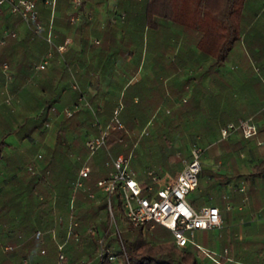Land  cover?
I'll list each match as a JSON object with an SVG mask.
<instances>
[{
	"label": "crops",
	"instance_id": "1",
	"mask_svg": "<svg viewBox=\"0 0 264 264\" xmlns=\"http://www.w3.org/2000/svg\"><path fill=\"white\" fill-rule=\"evenodd\" d=\"M35 1L37 5L38 0ZM81 1L83 11L80 13L81 21L75 24L77 29L68 32L54 25L55 29L64 31L67 38L71 39L68 44L70 51L68 49L66 53L65 50L59 52L57 59L52 56L46 71L34 69L25 78L31 60L28 58V61H18L20 54L28 52L26 47L18 48L15 62L12 67L8 66V83H3L4 79L0 76V99L10 100V105L16 111L17 120L20 122L22 116L32 117L37 112L35 108L38 107L40 99L37 101L36 97L31 98L30 92L42 93L48 97V92L53 93V96L57 90L65 89L52 103V112L55 114L50 119L49 128L28 133L26 128L17 127L3 139L4 146L0 149V181L11 173L15 174L17 167L23 166L28 158L30 159L31 150L36 145L42 149L54 146L59 130L57 125L65 116L63 109L79 104L75 113L80 114L78 118L82 125L75 127L74 132L86 140L96 134L88 131L91 129L90 121L86 118L88 110L96 111L97 104L101 105L110 96H117L119 104L124 107L126 100L132 105V116L141 117L143 122H147L151 113L162 122L170 112L174 115L175 122L180 124L179 129L183 136L188 139V152L190 153L197 140L205 148L199 187L194 190L197 196L191 199V192L187 199L196 208L217 206L222 214L223 228L210 230L217 236L215 249L209 250L204 245L203 240L207 237L205 231L198 232L195 241L214 252L221 264H245L242 260L230 256L227 244L224 250L222 249L224 243L220 238L221 230H225L224 237H227L229 242L235 239L256 240L264 258V177L247 180L248 177L252 178V166L264 159V133L262 136L258 134L246 140L242 132L237 131L229 138L223 139L226 143H220L221 128L228 123L250 119L258 126V131L264 127V10L258 8L260 0L247 2L242 38V44H246L245 49L243 45L237 46L231 55V65L225 63L215 68H212L210 58L201 60L197 57L194 43L183 42V33L179 36V32L171 27L169 32L165 17L159 16L161 23H165V31L151 32L146 28L143 32L137 31L144 22V7L150 9L151 0ZM69 3L71 4V1ZM73 12L74 9L68 13ZM122 13L126 14V19L120 24L117 23V18H120ZM51 14L59 16L55 11ZM2 17L11 15L6 9L0 8V18ZM110 28L115 31L113 37L108 32ZM5 29L15 31L19 40L28 35L24 23H17L13 27L4 25L0 35ZM95 40H99V44H96ZM65 60L72 66V80L67 77L62 65L60 66ZM194 67L195 71L192 69ZM1 72L5 74L3 66ZM15 76L23 79V84L20 90L11 92L8 84ZM73 80L82 90L77 103V92L68 89ZM40 85L45 88L44 92H41ZM27 86L31 88L27 89ZM82 96L83 101L80 99ZM27 99L31 102L26 106L24 103H27ZM85 102L89 106L84 104ZM138 103L140 106H136ZM26 108L32 110L26 111ZM213 121L216 123H212ZM208 122L213 125L212 130L207 129ZM143 131L139 130V133L142 134ZM64 133L65 138L72 142L74 133L68 129ZM208 151L214 154L218 161L205 168V154ZM14 152L23 155L21 162H12L9 159ZM37 154L39 152H36ZM73 159H76L75 155ZM162 171L176 177L163 167ZM210 171L218 173L219 177L213 176ZM135 172L140 179L146 177V173L141 169ZM259 188L262 189V203L251 201L245 204L247 197L242 199L240 192L246 189L245 191L250 192L253 197L255 192H259ZM83 191L86 190H80ZM100 193L97 194L103 195ZM78 194L80 193H77L75 199L78 200L79 208L87 209L89 204L85 200L84 204L83 199L79 202ZM84 228L83 232L86 230ZM51 231H48V236L53 242ZM231 245L232 248L235 246ZM5 246L10 245L0 244L2 253L6 252ZM198 256L202 257L200 254ZM205 264L218 263L211 257Z\"/></svg>",
	"mask_w": 264,
	"mask_h": 264
},
{
	"label": "trees",
	"instance_id": "2",
	"mask_svg": "<svg viewBox=\"0 0 264 264\" xmlns=\"http://www.w3.org/2000/svg\"><path fill=\"white\" fill-rule=\"evenodd\" d=\"M44 1L38 0L36 7L39 20L47 26L51 6H46ZM69 1L55 0L54 11L58 12L59 16L53 14L52 17L53 45L45 41L42 35L28 31V35L24 38L19 40L17 37H9L4 45L0 46V76L4 79L3 83L9 79L6 73L3 75L1 72L2 64L5 62L9 67H12L18 48L25 49L26 47L28 50V52L19 55L18 61H28V58L31 60L25 78L34 69L37 70L35 63H38L50 49H52L54 59L58 58L59 51L56 48L65 43L67 34L55 29L54 25L62 27L68 32L77 29L76 23L72 24L69 20L72 13L68 12L74 9ZM166 2L171 10L170 17L166 18L168 29L169 27L174 28L176 32H179V36L183 33V42L194 43L197 57L201 60L210 58L212 68L225 64L235 48L242 45L248 0H167ZM82 11L83 2L81 1L74 12L80 14ZM143 17L144 22L137 31L143 32L146 28L147 31L158 32L165 29V23H161L159 16H156L149 7H144ZM17 23H23L20 16L2 17L0 18V31L4 25L13 27ZM108 32L112 37L115 34L113 28H110ZM65 48L66 53L69 46L66 45ZM61 65L66 71L67 77L71 79L70 69L72 66L66 60ZM47 67L40 71H46ZM13 79L8 84L11 92L20 90L23 84L21 83L23 79H18L17 76ZM40 87L41 92H44L45 88L42 85ZM30 88L27 86V89ZM68 89L77 92V103L78 97L82 95L80 86L75 88L73 80ZM64 90V88L57 90L58 92L53 95L54 98L53 93L50 92L47 93L48 97L42 93L30 92L31 98L36 97L37 101L40 99L38 107L35 108L37 112L33 108L34 116H22L21 122L17 120V113L11 107L10 100L8 98L0 99V149L4 146L3 139L17 127L26 128L28 133L39 132L45 128V123L49 122L55 114L52 112L54 109L52 103L58 99V95ZM125 95L127 93L124 94V97H126ZM29 100L25 101L27 102L24 103L26 106L31 102ZM138 105L140 106L139 103L136 104V106ZM118 106V97L110 96L101 105L97 104L96 117L92 110H88L89 113L86 114V118L90 121L91 129L94 128L96 134H99L111 122L114 110ZM30 110L32 109L26 108V111ZM132 110V105L125 100L124 107L120 112L124 128L120 130L110 129L107 138L108 147L100 149L91 157H89V149L86 147L83 137L74 132L75 127L82 125L78 118L80 114L77 112L72 116H63L62 121L57 125L59 130L56 133L54 146L50 149L43 147L44 152L41 154V158L36 159L37 147H39L36 145L31 150L30 159L28 158L23 166L17 167L15 174L11 173L0 181V240L3 243H8L11 247V250H6L0 254V264H25L23 259L26 258L27 264H55L57 247L49 238L48 231L55 230L57 239L62 242L65 239L68 221L72 216L78 220V230L82 232V235L79 240L70 239L66 243L67 263L76 264L84 260L85 264H111L106 254L99 255L101 245L97 240L99 234L102 233L100 226L105 231L103 235L108 236V222L103 220L99 221V226L93 225L94 233L83 232L82 230L83 221L88 220L89 217L96 219L101 210L105 209L107 217L109 216L106 197L97 195L100 192L97 188V182L107 177L110 170L109 167H106L108 149L115 156L121 153L128 155L132 152V166L135 170L141 169L146 173L150 169L162 171L163 167L164 170L167 169L175 176L179 174L183 159L189 158L190 155L187 150L188 139L183 136V132L179 129L180 124L175 122L174 115L169 112L168 116L159 122L151 113L147 122H143L141 117H137V119L132 116ZM258 118L253 119L257 120ZM97 121L99 122L97 123ZM138 121L142 122L137 123ZM212 123H216V121ZM207 124V129L212 130L213 125L209 122ZM136 128L140 131L146 130V132L132 136ZM67 129L74 133L72 142L65 138L64 132ZM263 133L264 127L262 126L259 128L258 134L262 136ZM121 136H123V141L120 142ZM223 139L220 140V143L224 144L226 141ZM73 155L76 159H73ZM22 158L23 155L16 152L9 156L12 162H21ZM86 163L91 166L90 176L86 179V187L89 188V191L79 192L78 196L79 202L81 199H86L89 207L80 209L76 195L75 208L72 209L69 203L73 199L74 182L81 166ZM28 164L34 165L36 174L31 175L26 170ZM252 168L250 173L252 178L248 177L247 180L251 181L254 177H264V159L254 164ZM210 173L219 177V174L214 171H210ZM245 190L240 192L242 199L244 196L247 197H245V204L251 203V201L262 203L261 188L258 189L259 192H255L254 198L250 192ZM90 193H96L95 197L99 200L96 202V198L89 196ZM115 214L120 221L123 220L124 216L121 214L120 204L115 208ZM121 227H126L123 232V241L126 245L127 258L131 264H205L210 258L197 246L188 249L178 248L173 239L157 244L151 243L143 236L144 229L140 226L133 227L122 224ZM204 233L207 235L203 240L204 245L209 250L215 249L217 236L210 230ZM225 233V230H221L220 238L224 243L222 249L224 250V246L227 244L230 256L242 260L245 264H264V258L261 256L256 240L239 241L235 239V241L229 242L227 237H224ZM113 243L114 238L107 239L106 248L115 249L116 246ZM231 244H235V246L232 248ZM42 248H45L44 254L40 253ZM116 251L121 254V251ZM199 254L204 259H201ZM211 254L215 255L214 252Z\"/></svg>",
	"mask_w": 264,
	"mask_h": 264
},
{
	"label": "built area",
	"instance_id": "3",
	"mask_svg": "<svg viewBox=\"0 0 264 264\" xmlns=\"http://www.w3.org/2000/svg\"><path fill=\"white\" fill-rule=\"evenodd\" d=\"M71 6L76 10L81 0H70ZM45 5L51 6V12H54L55 0H45ZM35 0H0V8L6 9L10 15L20 16L21 21L26 26L30 33L42 35L43 39L50 45H53L54 35L53 30V14H50L49 23L45 26L39 20L38 11ZM80 14L73 12L69 20L71 23L81 21ZM126 14H120V18L125 20ZM16 37V32L5 29L0 35V46L4 45L7 38ZM99 44V40H95ZM71 43V39L67 38L63 45L58 46L59 52L66 50V45ZM52 49H50L38 63L35 68L37 70L45 69L49 65V59L52 57ZM3 70L8 74V65L4 62ZM78 87V84H74ZM81 101L84 100L82 96ZM88 105L86 102L84 103ZM89 106V105H88ZM79 104L74 107L63 109V114L72 116ZM123 109V104L114 110L111 122L102 129L99 134H92L85 140V145L89 149V157L97 153L102 148H107V138L110 134V129L120 130L124 128V123L120 117V112ZM96 117V111L93 110ZM99 121H97L98 123ZM50 121L45 123V128H49ZM241 131L243 136L254 138L258 135V126L252 120H241L238 123H228L221 128V137L229 138L234 132ZM146 130L142 132L144 134ZM119 141H123V136ZM205 148L198 142L192 145L189 158L183 159L182 168L178 176L173 177L168 172L150 169L146 172V177L140 179L138 173L135 172L132 166L133 153L126 155L121 153L117 156L108 149L106 167H109L108 176L97 182V188L106 197L107 210L110 216V225L115 231V238L119 252L113 248L108 249L106 235L99 234L98 243L101 245L99 255L106 254L107 259L111 264H131L126 254V245L124 244L121 225L133 227H142L144 230L153 231L157 225L169 229L173 235V242L180 249H188L192 246H197L204 254L212 257L214 261L221 264L218 258L205 249L199 242L195 241L196 234L200 231H209L223 228L222 214L217 206L208 205L201 208L193 206L188 195L199 187L200 175L203 169V155ZM41 154L36 155V159H40ZM26 170L34 175L37 173L33 164H28ZM91 166L86 163L81 166L78 177L74 182L73 199L71 200L70 208H75V198L80 190L89 191L86 187V179L90 176ZM91 198H95L96 193H90ZM116 202V203H115ZM121 205V214L124 216L120 221L115 214V208ZM79 222L72 216L68 221L65 230V239L61 242L57 239L54 231L52 239L57 247V256L55 264H67L65 255V245L70 239L79 240L82 232L78 230ZM89 233H94V228L90 227L86 230ZM5 250H11L10 246H5ZM41 254L45 253V249L40 250ZM23 263L27 264V258L23 259ZM76 264H85V261Z\"/></svg>",
	"mask_w": 264,
	"mask_h": 264
},
{
	"label": "rangeland",
	"instance_id": "4",
	"mask_svg": "<svg viewBox=\"0 0 264 264\" xmlns=\"http://www.w3.org/2000/svg\"><path fill=\"white\" fill-rule=\"evenodd\" d=\"M167 0H151V5H150V9L154 12L155 15L157 16H161V18L165 17V18H169L171 15V10H170V6H168V3L166 2ZM258 8L260 10H264V0H260L259 4H258ZM262 12V11H261ZM110 13L112 14V11H110ZM264 13V12H262ZM264 15V14H263ZM118 22L117 23H124L125 20H122L120 18H117ZM95 42V41H94ZM96 43V42H95ZM97 44V43H96ZM245 49L246 44H242ZM241 46V45H240ZM145 56V55H144ZM144 58V57H143ZM232 56H230V58L228 59V61L226 62V65H231L232 62ZM143 67V66H142ZM142 69V68H141ZM194 71L196 70V68H192ZM141 71V70H140ZM2 74H4V72H2ZM5 75V74H4ZM76 84V82L74 83ZM91 133H95L96 131L94 130V128L89 129L88 130ZM137 134H139V130H136L134 134H132V136H136ZM39 154H42L44 152V149H42L41 147H37ZM218 161L217 157L212 154L211 152H206L205 154V164L204 167L207 168L210 165H212V163ZM101 194V193H100ZM98 195V194H97ZM195 196H197V192L194 191L190 194V198L194 199ZM96 198V197H95ZM94 198V199H95ZM84 200L87 202L86 199H83V203L86 204L84 202ZM99 200V198H96V202ZM116 203V202H115ZM99 217V218H98ZM110 216L107 217V213L104 210H101L100 213L98 214V216L96 217V219L94 217H89L88 220L83 221L82 224V228H84V230L87 228L92 227L93 225L95 226H99V221H103L104 222H108V236L106 235L107 239L109 240V238H114V243L113 245H115V249L114 250H118V245H117V239H115V231L113 230L112 226L110 225ZM100 231L102 232L101 234H105L103 231V229L101 228V226L99 227ZM124 229H126V227H123L122 230L124 232ZM85 230V231H86ZM129 230V229H128ZM84 231V232H85ZM143 236L146 238V240H148L151 243H155L157 244L158 242H165L167 240H172L173 239V235L172 232L169 229H165L164 227L157 225L153 231H149V230H144L143 231ZM122 238H123V234H122ZM197 239V236L195 238V240ZM0 244H4L3 242H1L0 240ZM3 252V250L0 248V254Z\"/></svg>",
	"mask_w": 264,
	"mask_h": 264
}]
</instances>
